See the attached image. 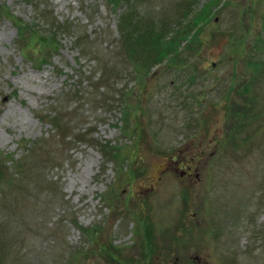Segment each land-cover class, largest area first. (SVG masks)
<instances>
[{"label":"rangeland","instance_id":"374dc122","mask_svg":"<svg viewBox=\"0 0 264 264\" xmlns=\"http://www.w3.org/2000/svg\"><path fill=\"white\" fill-rule=\"evenodd\" d=\"M107 1L0 0V264H264V0Z\"/></svg>","mask_w":264,"mask_h":264},{"label":"trees","instance_id":"16d2710c","mask_svg":"<svg viewBox=\"0 0 264 264\" xmlns=\"http://www.w3.org/2000/svg\"><path fill=\"white\" fill-rule=\"evenodd\" d=\"M114 1H116V0H108L107 2H109V3L111 2L110 4H112V3H114ZM119 1H120V3L122 2V7H121V10H119L118 11V14H117L116 30H117V33L119 34V37L125 38L126 35L128 36L131 33L133 34L136 31V25L133 23L135 21V19L133 17L130 18V16H129V14H130L129 13V10L130 9L128 8V6L130 5V3H131L132 0H119ZM207 9L210 11L209 8H207ZM206 12L207 11H204V13L200 14L199 17H205L206 18L207 17ZM124 17H126L127 20H124ZM128 22H131V23L129 24ZM133 29H134V31H133ZM195 31H193V32H195ZM193 32L191 31L190 35H194ZM184 33L187 36V32H184ZM176 35L177 34H175V37H181V34L178 35V36H176ZM190 35L187 36V41L188 42L191 41V40H189L190 39ZM50 36H52V35L45 34L43 42L46 43L47 47H49V48H56L57 47L56 40L52 39V37H50ZM41 37H43V36H41ZM173 37H172V40H173ZM154 39L157 41L158 40V37L155 36ZM167 46H168V44L165 45V47H167ZM165 47H156L155 52L156 53H158V52L160 53V52L163 51V49H167ZM169 47L175 48V46L173 44H171ZM149 48H150V45L149 46H146V49H149ZM154 56H155V54L151 58L152 61H154L157 58V57L154 58ZM156 56H157V54H156ZM54 115H50L49 114L48 117H47V120L51 123V125L55 129L57 128L58 131H60L61 129H67V128H69L70 126H69L68 122L69 121H76V119L78 117V115L76 117L74 115H72L69 119L65 120V119H62L60 116H58L62 120L60 122V119H58L57 116L55 118ZM72 133H74V132H72ZM84 133H88V132H79L78 131V132H76L77 135H75V137L76 138H82V136L84 135ZM105 148L107 149V147H105Z\"/></svg>","mask_w":264,"mask_h":264},{"label":"flooded vegetation","instance_id":"af4514ba","mask_svg":"<svg viewBox=\"0 0 264 264\" xmlns=\"http://www.w3.org/2000/svg\"><path fill=\"white\" fill-rule=\"evenodd\" d=\"M177 167H176V169L178 170L179 175H182V176H189L191 174V172L193 173L197 169V167L196 168L191 167V169H189V165H187L185 163H181ZM193 174L195 175L196 173H193Z\"/></svg>","mask_w":264,"mask_h":264}]
</instances>
